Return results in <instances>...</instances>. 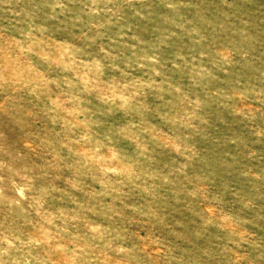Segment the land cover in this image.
Listing matches in <instances>:
<instances>
[{
	"label": "rangeland",
	"instance_id": "374dc122",
	"mask_svg": "<svg viewBox=\"0 0 264 264\" xmlns=\"http://www.w3.org/2000/svg\"><path fill=\"white\" fill-rule=\"evenodd\" d=\"M0 264H264V0H0Z\"/></svg>",
	"mask_w": 264,
	"mask_h": 264
}]
</instances>
